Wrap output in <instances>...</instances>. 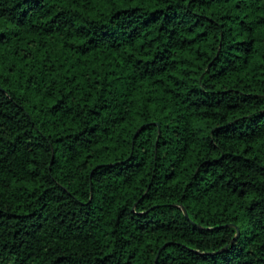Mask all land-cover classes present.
I'll return each mask as SVG.
<instances>
[{
    "label": "trees",
    "instance_id": "trees-1",
    "mask_svg": "<svg viewBox=\"0 0 264 264\" xmlns=\"http://www.w3.org/2000/svg\"><path fill=\"white\" fill-rule=\"evenodd\" d=\"M264 264V0H0V264Z\"/></svg>",
    "mask_w": 264,
    "mask_h": 264
},
{
    "label": "water",
    "instance_id": "water-1",
    "mask_svg": "<svg viewBox=\"0 0 264 264\" xmlns=\"http://www.w3.org/2000/svg\"><path fill=\"white\" fill-rule=\"evenodd\" d=\"M158 256H159V254H157V256H156V261H155V264H157V259H158Z\"/></svg>",
    "mask_w": 264,
    "mask_h": 264
}]
</instances>
